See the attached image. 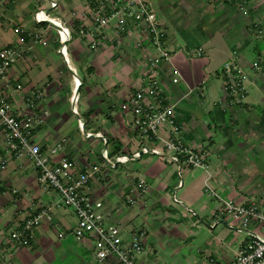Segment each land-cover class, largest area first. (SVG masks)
<instances>
[{"label":"crops","instance_id":"obj_1","mask_svg":"<svg viewBox=\"0 0 264 264\" xmlns=\"http://www.w3.org/2000/svg\"><path fill=\"white\" fill-rule=\"evenodd\" d=\"M53 1L55 7L51 0H0V48L21 53L7 80L0 76V95L20 109L29 89H42L30 139L47 150L64 138L59 157L83 170L102 167L104 176L90 179L89 192L124 241L132 230L146 229L139 264H228L259 228L221 213L204 185L243 204L264 203V0H151L168 54L157 68L148 60L159 51L136 22L99 26L94 0ZM40 11L53 24L36 21ZM61 29L68 38H61ZM227 62L248 74L243 102H232L226 92L220 70ZM154 77L183 139L207 150L206 166L179 167L163 152L133 155L155 142H143L122 104L137 87L147 90ZM118 154L129 160L116 163ZM0 159V244L10 264H117L99 262L91 238L73 237V211L59 204L54 189L40 186L26 157L13 155L2 126ZM46 208L51 218L32 227L33 238L8 240Z\"/></svg>","mask_w":264,"mask_h":264},{"label":"built area","instance_id":"obj_2","mask_svg":"<svg viewBox=\"0 0 264 264\" xmlns=\"http://www.w3.org/2000/svg\"><path fill=\"white\" fill-rule=\"evenodd\" d=\"M50 5L56 6L51 0ZM36 12V21H44ZM93 16L99 25H106L114 20L118 21V27H126L127 21L132 20L143 27L149 36H152V44L159 51L158 56L149 58L150 66L158 67L163 60H168V54L163 50L160 36L165 34L156 16L151 0H94ZM62 30V29H61ZM63 31V30H62ZM60 31L63 39L68 38L66 33ZM94 36L93 33L90 34ZM64 45L60 47L62 52ZM199 53V52H198ZM21 56L15 47L0 48V76L7 80L8 70ZM228 96L232 102H243L247 96L246 82L248 74L235 62H227L220 70ZM178 73H173L171 81H178ZM156 78H150L148 89L137 87L127 101L122 104L132 116V124L143 142H155V145L144 144L133 155L141 153L160 155L176 163L179 167L206 166L207 150L198 145L188 144L175 125L171 106L162 104L161 94L158 92ZM16 84V88H20ZM200 95H205L204 91ZM43 96L42 89H29L24 97V106L14 109L6 95H0V126L5 131L9 150L15 157H26L37 172L38 183L43 189H54L58 194L59 204L70 208L76 216V224L72 229L73 237L80 241L91 238L97 260L101 263L112 258L117 264H139L137 256L143 249L146 237L145 228H136L130 232L127 240H123L120 227L117 224L106 221L101 200L94 198L88 189V182L93 178L103 177L105 172L100 165H94L89 169H81L78 163L65 156L59 157L64 138L55 142L47 150L30 139V130L34 121V107L36 101ZM76 100V95H73ZM81 125V123H80ZM168 128L167 134H161L162 127ZM89 136L90 133H85ZM98 137L105 140L102 134ZM101 156L107 159V153L101 152ZM129 160L126 154L115 156L116 163H125ZM0 159V168L4 167ZM113 166V163L111 164ZM139 184L144 189V180L139 179ZM181 185V182H178ZM207 195L217 199L219 211L240 219L243 226L256 223L259 232H253L250 239L239 249L234 258L228 264H264V203L250 200L243 204L233 199H227L216 193L208 182L204 185ZM174 201H177L173 197ZM127 201L133 203L132 196H127ZM47 209H42L31 218L25 220L21 231L10 233L8 240L33 238L31 229L33 226L49 220L51 217ZM28 232L27 234H25ZM61 234H59L60 236ZM0 264H10L9 255L0 244Z\"/></svg>","mask_w":264,"mask_h":264},{"label":"bare ground","instance_id":"obj_3","mask_svg":"<svg viewBox=\"0 0 264 264\" xmlns=\"http://www.w3.org/2000/svg\"><path fill=\"white\" fill-rule=\"evenodd\" d=\"M40 16H41L42 18H47V16H46L44 13H41ZM63 32H64V31H63ZM63 36H65V32L63 33ZM63 51H64V53H65V49H63ZM76 82H77V84H78V83H79V80L76 79Z\"/></svg>","mask_w":264,"mask_h":264},{"label":"water","instance_id":"obj_4","mask_svg":"<svg viewBox=\"0 0 264 264\" xmlns=\"http://www.w3.org/2000/svg\"><path fill=\"white\" fill-rule=\"evenodd\" d=\"M44 21H47V22H50V23L53 24V22L49 21L48 19L47 20H44ZM79 85H80V82L77 84V88L75 90V93L78 91ZM75 93H74V95H75Z\"/></svg>","mask_w":264,"mask_h":264},{"label":"rangeland","instance_id":"obj_5","mask_svg":"<svg viewBox=\"0 0 264 264\" xmlns=\"http://www.w3.org/2000/svg\"><path fill=\"white\" fill-rule=\"evenodd\" d=\"M75 121V119H73Z\"/></svg>","mask_w":264,"mask_h":264}]
</instances>
